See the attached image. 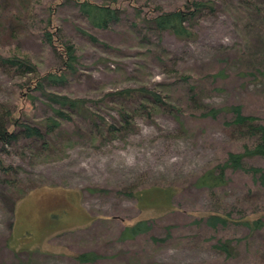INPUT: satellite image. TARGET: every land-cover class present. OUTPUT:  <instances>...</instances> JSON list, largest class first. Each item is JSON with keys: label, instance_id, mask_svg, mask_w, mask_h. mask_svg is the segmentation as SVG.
<instances>
[{"label": "rangeland", "instance_id": "obj_1", "mask_svg": "<svg viewBox=\"0 0 264 264\" xmlns=\"http://www.w3.org/2000/svg\"><path fill=\"white\" fill-rule=\"evenodd\" d=\"M90 1L115 3L119 21L94 29L71 0H29L20 33L3 41L1 52L27 57L41 74L57 67L55 50L40 35L51 13L61 38L75 46L77 71L62 87L46 86L48 91L97 100L92 108L107 122L118 116L110 109L113 105L101 99L105 92L123 87L146 85L179 110H159L152 118L134 115L131 130L102 142L72 137L52 159L32 158L23 141L0 149V162L8 166L7 172L0 167V264H264V226L248 232L191 223L196 214L216 208L264 214V178L235 171L215 193L193 186L197 175L226 151L240 150L242 143L222 131V114L210 118L189 113L194 87V101L204 109L235 103L244 114L264 121V80L243 73L252 63L263 62L264 45L254 35L259 30L245 34L238 0H207L211 8L195 17L188 38L156 32L145 22L186 0ZM260 16L252 27L263 22ZM215 71L223 76L212 77ZM17 81V76L0 69V103H16ZM35 94L33 104L23 106L31 120L49 113L43 98ZM80 125L77 119L69 131ZM244 161L264 168L260 158ZM6 178L18 181L23 192L15 201ZM30 183L37 186L29 188ZM151 186L171 188L168 202L145 192L137 202L118 192ZM137 218L149 219L150 233L158 236L171 225L170 235L160 242H152L148 234L118 239L122 225ZM214 237L231 238L230 257L224 259L210 247ZM84 251L100 256L94 263H79L74 254Z\"/></svg>", "mask_w": 264, "mask_h": 264}, {"label": "trees", "instance_id": "obj_2", "mask_svg": "<svg viewBox=\"0 0 264 264\" xmlns=\"http://www.w3.org/2000/svg\"><path fill=\"white\" fill-rule=\"evenodd\" d=\"M81 18L94 29H106L113 23H117L120 17V9L115 3H95L90 0H71ZM240 10L239 19L243 23L245 34L251 29L257 28L259 40L264 45V1L263 0H238ZM29 0H0V45L4 47L3 41L8 42L12 35H18L23 27L20 25L26 18ZM207 0H186L180 7L173 10L157 11L154 16L145 20L148 27L154 31H168L176 37L188 38L191 35L190 27L195 17L205 8L210 9ZM49 13L46 23L41 27L42 40L52 47L58 58L57 67L50 68L45 72L38 73L36 66L23 55L2 53L0 50V69L18 77L15 104L9 102L0 103V149L14 147L23 141L28 148L32 158L44 159L54 158L55 150L63 149L69 145L72 137H84L89 141L102 142L113 137H121L132 129V117L142 115L152 118L159 110H179L164 101L159 93L150 90L146 85L136 87H123L114 91L104 93L103 99H107L113 106L110 108L117 113V119L111 122L105 121L92 107L98 103L97 100L70 97L66 94L48 91L46 86L59 88L66 84L68 78L76 71L77 55L72 42L61 38L58 27L52 25ZM261 15L262 23L252 27L253 22ZM82 33H84L82 31ZM87 38L94 41L90 34ZM257 36V37H258ZM256 37V39H257ZM9 54V55H8ZM260 58V57H259ZM260 63H252L251 70H243L245 75H251L258 80H264V52L262 51ZM252 61H254L252 59ZM212 77L220 76L221 71L210 74ZM223 76V75H221ZM188 80L189 76H183ZM191 87L190 99L193 112L197 117L214 118L222 114V131L232 138L241 140V149L228 150L224 157L212 163L208 168L197 175L193 186L204 189L210 194L221 189L227 182L229 172L240 171L258 177L260 181L264 178V168L245 163L246 157H257L264 161V121L257 116L244 114L239 104H229L220 107H208L204 109L199 102L194 101ZM39 94L49 108V113L37 120H31V116L24 109V103L33 104L36 94ZM99 100V101H101ZM79 120L81 125L72 128V124ZM67 133V134H66ZM3 171H8V166H3ZM14 178H6L8 194L15 201L23 195L18 181ZM37 185L30 183L29 188ZM11 189V191H10ZM101 190V188H98ZM141 190V189H140ZM131 192L118 190L126 196H131L137 202L144 199V192L155 200L165 203L172 196L169 187H148L140 191ZM164 201V202H163ZM195 225L215 230L229 227H241L248 232L258 230L264 226V214L256 212L244 213L237 210L232 214L229 210L216 208L209 212H200L191 220ZM147 218H137L132 222L122 225L118 232V239L131 240L138 235L148 234L152 242L164 241L170 235L171 225H165L164 235L158 236L150 233L151 222ZM231 238H215L210 242V247L219 252L222 257L228 258L232 254L233 245ZM100 255L93 251H84L74 254V259L79 263H94ZM164 264V263H152ZM199 264H227L224 261H210Z\"/></svg>", "mask_w": 264, "mask_h": 264}]
</instances>
